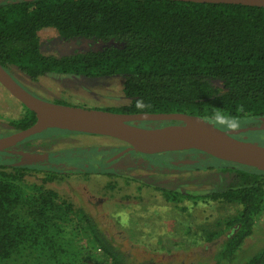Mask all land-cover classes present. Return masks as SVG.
I'll use <instances>...</instances> for the list:
<instances>
[{
    "label": "trees",
    "instance_id": "16d2710c",
    "mask_svg": "<svg viewBox=\"0 0 264 264\" xmlns=\"http://www.w3.org/2000/svg\"><path fill=\"white\" fill-rule=\"evenodd\" d=\"M47 28L62 40L114 44L61 56L44 54L39 32ZM0 65L31 80L46 73L120 75L128 101L109 109L113 112L186 113L223 130L255 127L264 119V7L180 0L0 3ZM22 107L20 117L5 123L8 132L35 121V114ZM233 123L239 127H229ZM240 135L244 137L235 138L264 143L261 129ZM17 161L0 151V264H136L89 211L48 186L62 175ZM220 161L218 186L207 192L158 190L180 210L183 200L236 206L234 214L201 229L206 241L221 235L222 228L230 230L212 264H233L263 212L264 171ZM241 264H264V247Z\"/></svg>",
    "mask_w": 264,
    "mask_h": 264
},
{
    "label": "rangeland",
    "instance_id": "374dc122",
    "mask_svg": "<svg viewBox=\"0 0 264 264\" xmlns=\"http://www.w3.org/2000/svg\"><path fill=\"white\" fill-rule=\"evenodd\" d=\"M39 37L42 53L56 56L97 50L114 44L83 38L62 40L53 29L49 28L41 30ZM121 82L120 77L106 78L88 87L94 93V96L91 95L93 98H90L86 92H81L83 96H77V98L72 96L66 100H59L57 103L90 109H108L109 111V109L112 110V108L127 102L121 92ZM45 83L47 84L40 85L46 88L49 84L48 89L56 92L58 97L72 91L68 84L62 83V81L51 80L48 82L45 80ZM0 91L3 95L1 97L0 94V98L4 100L0 106V131L7 133L10 127L5 123L20 117L24 110L20 102L5 89L0 87ZM28 91L43 100L54 101L36 94L30 89ZM147 122L152 125L159 123V121ZM250 129L264 131V119H261L258 127ZM49 131L52 130L49 129ZM54 138L52 140L54 143L50 145L51 149L65 150L63 151L64 154H67L65 157H68L72 151L84 156L94 151L96 147L99 148L98 151H101L97 154L106 157L112 152L113 147L115 150L124 144L110 136L75 131H62ZM69 150L72 151L69 152ZM190 154L196 155L195 157L198 159L188 161L191 164L188 169L175 167L173 164L160 166V168L152 167V169H149L148 166L143 168V166L136 165L117 170L115 173L113 169L106 166L101 169H98L100 166L92 167L93 170H98L95 173H89L82 168H59L58 171L63 172L68 170L77 172L83 170L84 172L64 173V175L59 173L63 175L60 176V180L52 181L48 186L55 189L62 198L69 199L89 211L103 232L136 264H212L214 253L230 230L222 228L221 235L211 241H206L201 229H206L217 220L234 214L237 207L209 200L196 204L191 200H183L179 204L182 206L180 210L178 207L174 208L166 203L158 190L159 186H163L181 191L200 192L201 194L218 184L217 170L210 166L213 162L216 165L222 162L210 155L203 156L191 152ZM172 157L177 163H182L179 160L180 157L176 155ZM130 158L128 156L123 161L116 162L114 168L126 165ZM41 159H43L42 156L25 154L20 163H32ZM161 160L163 158L159 157L158 161ZM108 170L112 173H107ZM145 177L147 178L144 179ZM186 228L189 229L186 230ZM263 247L264 209L259 219L256 220L252 233L242 244L233 264H241Z\"/></svg>",
    "mask_w": 264,
    "mask_h": 264
},
{
    "label": "water",
    "instance_id": "95a60500",
    "mask_svg": "<svg viewBox=\"0 0 264 264\" xmlns=\"http://www.w3.org/2000/svg\"><path fill=\"white\" fill-rule=\"evenodd\" d=\"M180 1L264 7V0ZM0 85L32 111L36 117L30 126L0 137V151L10 148L34 134L49 128H56L106 135L126 143L127 146L113 154L109 161L119 158L132 149L137 150L134 147L136 143L178 142L181 144L179 149H166L164 152L194 149L220 160L264 171V145L253 141L239 140L233 136V134L241 132V130L246 131L251 127L223 130L200 116L186 113H120L53 103L30 94L1 65ZM138 121H176L181 124L144 128L135 125ZM223 134L227 138H224Z\"/></svg>",
    "mask_w": 264,
    "mask_h": 264
},
{
    "label": "flooded vegetation",
    "instance_id": "af4514ba",
    "mask_svg": "<svg viewBox=\"0 0 264 264\" xmlns=\"http://www.w3.org/2000/svg\"><path fill=\"white\" fill-rule=\"evenodd\" d=\"M17 1H20V0H0V3L17 2ZM8 73L26 91H28V89H30V90L34 91L36 94H39L43 97L53 99L54 100L53 103H57V101H59V100H66L67 98L72 97V96L76 97V98H77V96H83V95H81V92H86L90 98H93L91 95L94 96V93L88 87H91L92 84L97 83L98 81L106 79V78L120 77L122 79V82H123V77L120 75L105 76V77H87V76L73 75V74L46 73L42 76H38L34 80H31L27 76L20 73L16 68L9 69ZM45 80L46 81L48 80V82H51V80H54L56 82L62 81V83L68 84V86L70 87V90H72V91L69 93H66V94H62V96L58 97L56 92H53L50 89H48L49 84L46 88H43L40 85V84H47V83H45ZM122 82H121V87H122ZM33 96H35V95H33ZM88 96H85V97H88ZM35 97H37V96H35ZM37 98H39V97H37ZM45 101H47V100H45ZM49 102H52V101H49ZM120 106L121 105L114 107V109H116ZM261 119H259V123H260ZM259 123L255 127H258ZM168 124H181V123L176 122V121H162V122L156 123L155 125H152L147 121H138L135 123L136 126L144 127V128H156V127H162V126H165ZM240 128H246V127H240ZM49 129H51L52 131H49ZM49 129H47L43 132H40L42 134H40V133L34 134L31 137H28V138L24 139L23 141L19 142L18 144L14 145V146L6 149V150H3L1 152H3L6 157H10V158L11 157H18V161L14 163L16 165L21 164L20 163L21 158L24 157L25 154L42 156L43 159L32 162V163L40 164L41 166H43V168L50 169L52 171H55L58 174L62 173L63 175H64V173L65 174H68V173L75 174V173H83L84 171L82 170V172H77L76 170L75 171L68 170L67 172H63V171H58L59 168H65V167L70 168V169H76V168L81 169L82 168V169L88 170L89 173H95V172H98V170L95 171L92 169V167L97 168L100 166L98 169H101L102 167L106 166L107 168L113 169V171L115 173L117 170H122V169L127 168V167H135L136 165L137 166H143V168L148 166L149 169H152V167L153 168H158V167L160 168V166L173 164L175 167L188 169V167L191 165L190 163H188V161H194L191 159H198L195 157L196 155H193V154L189 155L190 152L191 153H197V154H200L203 156H208V154H206L204 152L194 150V149H189V150H177L175 152L171 151V152L157 153V154H155V156H152L150 158H146V157H143V156L137 154L135 152L136 151L135 149H132L128 153H125L124 155L120 156L119 158L109 161V158L113 154H115L116 152H118L119 150H121L127 146L126 143L122 142L124 144L121 147L115 148L116 150H114V147H113L112 152H110L106 157H103L101 154H97L98 152L99 153L101 152V151H98L99 148H97V147L95 148L94 151L89 152L88 154H86L84 156L77 154L76 151L69 150V152L72 151L71 154H69L68 157H65L67 155V154L63 153V151H65V150L55 151V150L51 149L50 145H52L54 143V142L52 143V140H53L55 135L61 134L62 131H67V130H60V129H56V128H49ZM237 129H239V128H237ZM228 130H230V129H228ZM57 131H60V132H57ZM12 132H14V131L12 130V131H9L7 133H4V131H0V133H2L0 135V137H2V135L5 136L8 133L10 134ZM233 136L234 137L235 136L243 137L244 135H240V133H238V134H233ZM106 150L108 151L109 149H106ZM104 152H105V150H104ZM172 154L180 157L181 159H179V160L182 161V163H177L176 160L174 161ZM170 155H172V156H170ZM99 156H101V157H99ZM128 156L131 158H130V160L127 161L126 165L119 167V168H114L116 162L123 161V159H125V157H128ZM159 157L163 158V160L158 161ZM193 157H195V158H193ZM169 158H170V160H169ZM78 163H79V165H76ZM26 164H28V163H26ZM211 167L216 168V164L213 162L211 164L210 168ZM109 170L106 172L111 174L112 172ZM106 172H104V173H106ZM146 178L147 177H145L144 179H146ZM217 182H218V177H217ZM188 229L186 228V230H188ZM186 234H188V233L186 232Z\"/></svg>",
    "mask_w": 264,
    "mask_h": 264
},
{
    "label": "bare ground",
    "instance_id": "6f19581e",
    "mask_svg": "<svg viewBox=\"0 0 264 264\" xmlns=\"http://www.w3.org/2000/svg\"><path fill=\"white\" fill-rule=\"evenodd\" d=\"M224 138L225 135L223 134ZM180 143L178 142H155V143H136L134 147L142 152L146 153H157L164 152L166 149H179Z\"/></svg>",
    "mask_w": 264,
    "mask_h": 264
},
{
    "label": "clouds",
    "instance_id": "9594fccd",
    "mask_svg": "<svg viewBox=\"0 0 264 264\" xmlns=\"http://www.w3.org/2000/svg\"><path fill=\"white\" fill-rule=\"evenodd\" d=\"M140 106H142V105H140ZM217 116L219 117L221 115L217 114ZM216 120H217V122H219L221 124H224L220 119H216ZM227 126H229V125H227ZM229 127H231V128H237V127H239V123H233Z\"/></svg>",
    "mask_w": 264,
    "mask_h": 264
}]
</instances>
